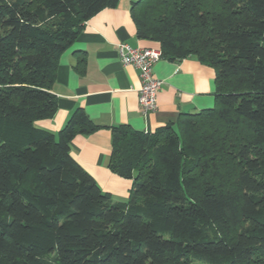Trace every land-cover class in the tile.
I'll list each match as a JSON object with an SVG mask.
<instances>
[{
  "label": "trees",
  "instance_id": "1",
  "mask_svg": "<svg viewBox=\"0 0 264 264\" xmlns=\"http://www.w3.org/2000/svg\"><path fill=\"white\" fill-rule=\"evenodd\" d=\"M120 0H0V264H264V0H136L141 41L214 72V106L153 134L111 128L113 201L56 134L59 55ZM82 65V60L78 66Z\"/></svg>",
  "mask_w": 264,
  "mask_h": 264
},
{
  "label": "crops",
  "instance_id": "2",
  "mask_svg": "<svg viewBox=\"0 0 264 264\" xmlns=\"http://www.w3.org/2000/svg\"><path fill=\"white\" fill-rule=\"evenodd\" d=\"M120 0L117 7L105 8L91 17L76 40L58 57L56 79L51 94L57 111L51 119L34 123L38 130L56 135L78 108L98 129L77 135L70 143V155L88 173L102 192L113 201L126 202L131 180L113 173L109 166L111 128L129 126L153 134L175 122L181 114H193L214 106V72L188 57L180 61L158 60L152 69L162 82L157 109L143 115L138 104L139 74L133 66H123L117 45L159 49L154 42L141 41L130 15V4ZM82 60V65L78 66Z\"/></svg>",
  "mask_w": 264,
  "mask_h": 264
},
{
  "label": "built area",
  "instance_id": "3",
  "mask_svg": "<svg viewBox=\"0 0 264 264\" xmlns=\"http://www.w3.org/2000/svg\"><path fill=\"white\" fill-rule=\"evenodd\" d=\"M116 48L120 63L123 66H133L138 71L140 86L137 94L142 114L145 116L154 112L157 109V95L162 82L154 78L152 69L161 59V51L151 48H133L126 44H118Z\"/></svg>",
  "mask_w": 264,
  "mask_h": 264
}]
</instances>
